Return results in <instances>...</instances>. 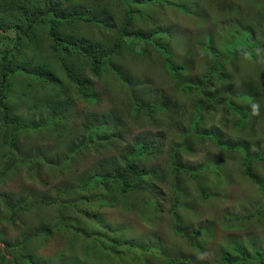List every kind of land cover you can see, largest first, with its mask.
I'll list each match as a JSON object with an SVG mask.
<instances>
[{
    "label": "trees",
    "instance_id": "16d2710c",
    "mask_svg": "<svg viewBox=\"0 0 264 264\" xmlns=\"http://www.w3.org/2000/svg\"><path fill=\"white\" fill-rule=\"evenodd\" d=\"M217 1L222 16L229 22V26L225 29L226 35L222 37L216 35L215 41L213 33L205 28L207 30L200 32L195 40V36L193 38L189 32L184 33V30H181L186 37L178 33L176 41L179 42L171 43L169 42L173 39L171 35L165 37V40L156 37L167 32L159 26L163 13L170 16L171 13L174 16L180 15L182 19L179 23L192 18L203 25L205 13L202 8L207 4L211 10L215 5L213 0H94L90 2L93 6L86 5L84 0H0V129L3 132L0 145L4 147L0 157V183L7 180L12 171L18 173L24 168L27 169L28 179L34 182L38 180L45 184L43 178L47 172L53 180H58V184L52 189L45 188L43 191H35L30 196L21 198L12 194L9 200L4 202L6 211L1 225L6 223L10 228L19 227L24 216L36 212L44 216L40 220L43 226L37 231H28L21 223L19 230L24 232L23 237L21 235L8 237L7 228L0 231V243L3 244V247L0 246V264H67L61 257L46 258L42 254H37L49 241L67 231H77L87 239L94 246V254H97L100 264L114 262L117 264L122 258L126 259L125 255L129 249L137 250L145 256L136 259L137 262L153 264V255L151 254L152 258L146 257L147 250L149 253L151 250L138 247L146 246L138 243L141 238L124 241L116 238L107 231L106 227L109 226L106 224L105 227L104 217L86 211L85 206L87 204L88 207H94L97 204L98 208L105 211H112L116 207L129 211L134 208L135 196L139 193L138 199L146 202L145 209L148 211L151 208V211H148L151 214L148 216L137 206L136 210L141 212L143 221L146 219L148 223L152 222L150 217L157 218L155 215L158 210L155 209L159 206L158 199L161 196L155 181H161L162 177L159 172L149 171L143 162L151 155H156L159 148L154 144L133 139L131 145L122 148L125 152L123 166L117 168L105 164L104 170L99 172L88 170L74 173L65 167L66 163L71 162L67 153L66 162L62 160L53 163L39 151L53 150L51 147L34 148L38 150L32 149L31 152L23 153V146L20 147L19 144L23 135L44 133L49 140L55 138L56 144L59 145L64 135L57 128V121L53 117L45 123L37 124H32L28 114L24 119L19 113L20 109L16 106V102L30 97L31 93L39 94L40 99L41 92L48 90L49 96L57 97L59 93L62 95L72 88L75 89L74 93H81L92 105H98V98L92 89L93 82L87 77V71L94 77H102L111 70L120 83L128 87L126 94L129 99L128 114L132 118L138 121L144 119L147 123L153 122L151 125L154 123L156 125V121H152L156 115L166 114L171 108L177 112L176 115L181 120L177 133L182 141L169 152L171 170L174 174L179 176L184 173L198 180L208 169L213 173L217 172L221 160L218 162L210 160L194 168L182 163L181 152H188L189 142L186 139L189 135L202 139L211 136L215 140H220L222 135L198 130L202 123L204 125L207 119H212L220 112L219 102L225 103L228 112L234 115L235 125L242 132L248 129L253 120H264V0H251L249 3L251 7L256 5L254 8H258L254 14L257 21L253 20L254 23L248 21L237 10L240 5L231 6L229 0ZM222 6L231 7L227 12L228 16L223 15L225 10L223 8L221 10ZM195 10L198 14L194 13ZM191 14L193 17L190 16ZM197 15L198 19L195 18ZM140 20L143 24L151 20L152 29L143 30L137 27ZM176 23L179 24L178 20ZM83 25L98 27L111 34L105 35L104 41L89 45L85 43L86 38H82ZM43 37L48 43L46 62L43 61L44 58L39 51L28 49ZM188 42L192 47L187 46ZM199 42L203 52H199ZM172 44L174 47L170 48L169 45ZM176 47L181 48V52L175 49ZM149 48L155 49L162 57V74L170 78V87L172 86L171 88L178 93L176 97L179 99L175 100L178 103L183 102L177 107H174L169 100L159 101L146 90H143V94L147 98L141 96L132 85L128 84L121 70L114 63V58L122 54L123 50L133 56L138 51L139 54H144ZM197 55H200V61L195 59ZM197 67L201 69L199 76L194 75ZM241 67L246 73L253 71L254 77L249 74L240 76ZM58 73L61 75L57 76ZM236 76L245 77L244 85L239 93L233 94L224 87ZM64 84V90H59ZM139 84L141 83L137 82L136 85ZM214 88L217 90L213 91ZM235 99L241 102L240 106L236 105ZM47 102L49 100L45 99V103ZM190 104V108H186ZM41 107L46 106L41 105ZM112 112L111 110L108 114ZM121 115L125 121V115ZM184 121L188 122V129L183 126ZM113 122L87 120L85 123L89 131L87 137L91 140L83 137L82 141L72 149V154L83 150H102L121 145L126 128L122 120H118V124ZM45 126L49 127L50 132ZM180 126H183V130L179 131ZM161 138L154 139L153 143L160 142ZM220 146L226 151L238 150L234 152L244 159L246 175L250 176L251 162L264 163V153L252 158L246 146L229 147L226 144ZM55 165H58L56 170H52ZM165 177L166 175L163 178ZM172 188L175 195L172 205L174 232L186 239L192 248L199 250L200 246L202 251V246L205 245L200 241L204 240L208 231L203 227L197 230L183 228L184 221L175 213L182 207V193L176 177L172 182ZM78 195L81 197L78 198ZM205 196L210 200L216 197L208 194ZM55 208L56 222L53 226L47 225V212L51 215ZM75 210H78V216L80 215L93 227L85 224V228H82L74 219ZM45 217L46 219H43ZM262 217H264V200L255 204V207L244 205L240 214L223 215L229 233H233L234 228L242 229L248 220ZM127 230L129 227L122 231ZM226 242L228 243L219 247L216 261L219 262L220 258V264H264V248H261L264 246L261 245L258 237L229 236ZM38 249L39 251H36ZM88 256L87 252L83 253L82 263L88 261ZM165 260L169 264H195L193 258L189 257L178 262Z\"/></svg>",
    "mask_w": 264,
    "mask_h": 264
},
{
    "label": "rangeland",
    "instance_id": "374dc122",
    "mask_svg": "<svg viewBox=\"0 0 264 264\" xmlns=\"http://www.w3.org/2000/svg\"><path fill=\"white\" fill-rule=\"evenodd\" d=\"M84 1L86 5L93 6L90 2L94 0ZM250 1L251 0H229V5H240L237 10L248 21L254 23V21H257L254 14L258 8H254L256 5L251 7L249 5ZM213 4L215 5L211 7V10H209L207 4L202 8L205 13L203 16L205 19L202 20L203 25H200L196 20H192V18L186 20L187 23L183 21L181 23L184 24H181L179 23L181 21L180 19H182L180 15L174 16V14L171 13L172 16H170L163 13L164 15L162 17L160 14L162 18L159 26L162 27V29H166L167 32L156 37L165 40V37L171 35L173 39L169 42L177 43L179 42L176 41L178 33L186 37L184 33L189 32L193 38L195 36L196 40L200 32L208 29L209 32L213 33V38L216 41V35L221 37L222 35H226L225 29L229 26V22L222 16L219 10L220 7H218V1L213 0ZM182 7L184 8V6ZM222 8L225 10L223 15L228 16L227 12L231 7L222 6L221 10ZM136 11H138V9ZM195 12L197 13V10H195L194 13ZM190 16H192V14ZM195 18L198 19V15ZM177 20L179 24L176 23ZM151 22V20H148L146 24H143L142 20H140L137 27L143 30L144 28L146 30L152 29L153 24ZM181 30H184V33H181ZM81 33H84L82 34V38H86L84 39L85 43L89 45L94 42L104 41L105 35L109 34L107 31H104V29L84 25L81 28ZM44 40V37L40 38L37 43L28 47V49L36 52L39 51V54L44 58L43 61L46 62L48 43ZM182 42H184L183 39ZM195 45L197 46V43H195ZM199 45V52H203L201 43ZM214 45L216 44L214 43ZM169 46L170 48L174 47L173 44ZM187 46L192 47L189 42ZM175 49L179 48L176 47ZM180 49L179 52H181ZM199 56L200 55H197L195 57L197 61H200ZM114 63L117 68L121 70L128 84L132 85L141 96L147 98V96L143 94V90H146L151 96L159 99V101H171L174 107L183 103H178L175 100L179 99V97H176L178 93L171 88L172 86L170 87V78L163 76L162 57H160L159 52L155 51V49L149 48L144 54H139L138 51V53L133 56L129 55L126 50H123L122 54L114 58ZM241 69L240 76H242V74H249L254 77L253 71L246 73L242 67ZM249 69L250 68H248V70ZM200 70V67H197L194 71V75L199 76ZM87 72V77L93 82L92 89L95 91V95L98 98V105H92L84 99L81 93H74L75 89L72 88H69V91L64 92L62 95L59 93L57 97L49 96L48 90H46L41 92L40 99L39 94L31 93L29 95L30 97H25V99L16 102V106L20 109L19 113L24 119L28 114L32 124H37L41 122L45 123L48 119L53 117L54 120L57 121V128L64 135L60 145L56 144L55 138L49 140L44 133L23 135L22 140L19 141L20 147L23 146V153L31 152L34 148L49 149L48 147H51L53 150L39 151L45 154L51 163L61 162L62 160L65 161V158H67L66 153L69 154L71 162L65 164L66 169H71L74 173H79L80 171L88 170L99 172L104 170L103 166L105 164L109 166L111 164L117 168L123 166V155L125 152L122 148L125 145H131L133 139L148 142L158 147L159 150L156 151V155H151L149 159L143 162V165L148 168L149 171L159 172L162 177L161 181H155L161 193L158 199L159 206L155 209L158 210L155 215L157 218L150 217L153 220L150 223H148L149 221L146 219L145 221L142 220L141 212L136 210V206L142 212H146L148 216L151 214L148 213V211H151V208L148 211L145 209L146 202L138 199L139 193L136 194V198L134 197V208L129 211L123 210L121 207H116L112 211H105L98 208L97 204L94 207H88L87 204L85 206L86 211L98 213L104 217L105 227L106 224L109 226L106 227L107 231L116 238L122 241L141 238L138 243L146 246L138 247L151 250V253L147 250L146 257H154L152 258L153 264H169L165 259L178 262L187 257L193 258L195 264H220V258L219 262L216 261L219 256V247L228 243L226 239L229 236H242V238L256 236L261 240V245L264 246V217L248 220L244 223L245 225L243 224L244 226L242 229L234 228L233 233H229L226 221L223 218V215L227 213H231L232 215L240 214L244 205L255 207V204L262 203V200H264V163L256 161L251 162L250 176L246 175L244 159H241L239 155L234 152L238 150L226 151L220 146V144H226L229 147L236 145L246 146L252 158L253 156L264 153V120H253L248 129L242 132V130L235 125L236 120L233 119L234 115L228 112L229 109H227L225 103L219 102L220 112L212 119H207L208 121H205L204 125L202 123L198 130L222 135L220 140H215L211 136L202 139L189 135L186 139L189 142L187 146L188 152H181L182 163L194 168L204 165L210 160H214L215 162L221 160V162H219L220 165L217 167V172L213 173L211 169H208L200 175L201 177L198 180H194L184 173L178 176L171 170V161L169 157V152L176 144L182 141L177 133L178 125L181 124V120L178 118V115H176L177 112H174L171 108L166 114L156 115L152 120L156 121V125L155 123L151 125L153 122L149 124L144 119L138 121L128 114L129 99L126 96L128 87L123 86L111 70H108L102 77H94L89 71ZM59 75L61 74L58 73L57 76ZM240 76H236L228 81L224 88L230 93H239L244 85L243 79L245 78H241ZM137 82L141 84L136 85ZM64 88L65 84L60 86L59 90H64ZM215 90H217V88L213 89V91ZM45 99L49 100V102L45 103ZM42 101L43 103H41ZM235 102L237 106H240L241 102L239 100L235 99ZM41 105L46 107H41ZM190 106L191 104L187 105L186 108H190ZM111 110L113 112L108 114ZM121 114L125 115V121L122 119ZM88 118L90 120L96 119L99 122L103 120L114 121L113 123L115 124H118V120H122L126 131L123 132L121 145L119 144L117 147H107L102 150H83L72 154V149L82 141L83 137L91 140V138L87 137L89 131L85 125L86 121L89 120ZM183 126L188 129V122L184 121ZM183 126H180L181 128L179 131L183 130ZM45 127L46 130L50 132L49 127ZM2 137L3 132L0 129V139ZM158 137H162L160 142L153 143V140ZM3 148L4 147L0 145V157L3 154ZM57 166L58 165H55L52 170H56ZM105 170H107L106 167ZM16 172L17 171H12L7 180L0 183V231L7 228L6 232L8 237H11V235L14 237L20 235L21 237L24 236V232L21 229L19 230L21 223L27 227L28 231L33 232L39 230L40 226H43L40 224V220L44 215L42 216L40 212L29 214L22 217L23 222H20L19 227L11 226L10 228L6 226V223L1 225L6 211L4 202L9 200L12 194H15V197L21 198L30 196V194L35 191H43L45 188L52 189L58 184V180H53V178L47 174V171L43 178L45 184H42V182L38 180L34 182L28 179L29 176L26 168L18 173ZM164 175H166L165 178H163ZM175 177L177 178L179 189L182 190L184 194L183 200L181 201L182 207L175 212L178 218L184 221L183 228L197 230L203 227L208 231V235L203 241H200L205 245V247L202 246V251H200L198 242L199 250H195L189 245L186 239L178 236L174 232L173 227L175 220L172 213L174 190L172 188V182ZM70 184L71 183H69V185ZM206 194L216 197L211 200L206 199ZM80 197L81 196L78 195V198ZM74 212V219L80 223L82 228H85V224L93 227L88 221H84L80 215L78 216V210ZM56 216V208L51 215L47 212V225L53 226L56 222ZM46 217L43 219H46ZM126 227H129V230L123 232L122 230ZM0 246L3 247V244L0 243ZM43 248L44 249L40 250V253L37 254H42L46 258L61 257L67 264H100L97 254H94V246L77 231H67L66 233L60 234L44 245ZM36 251H39V249ZM84 252H87L89 256L87 257L88 261L82 263ZM151 254L153 255L152 257ZM125 257L126 259L122 258L120 261H117V264H125L127 262L131 264H142L140 261L137 262L136 259H141L145 256L137 250L129 249ZM113 264H115V262Z\"/></svg>",
    "mask_w": 264,
    "mask_h": 264
},
{
    "label": "clouds",
    "instance_id": "9594fccd",
    "mask_svg": "<svg viewBox=\"0 0 264 264\" xmlns=\"http://www.w3.org/2000/svg\"><path fill=\"white\" fill-rule=\"evenodd\" d=\"M191 177V176H190ZM192 178V177H191ZM181 191V193H182V199H181V201L183 200V197H184V194H183V191L182 190H180ZM174 197H175V195H174Z\"/></svg>",
    "mask_w": 264,
    "mask_h": 264
}]
</instances>
